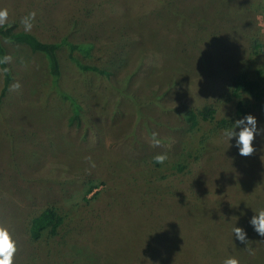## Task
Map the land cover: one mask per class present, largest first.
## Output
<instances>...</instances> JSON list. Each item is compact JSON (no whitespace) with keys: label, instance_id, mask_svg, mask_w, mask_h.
Segmentation results:
<instances>
[{"label":"rangeland","instance_id":"obj_1","mask_svg":"<svg viewBox=\"0 0 264 264\" xmlns=\"http://www.w3.org/2000/svg\"><path fill=\"white\" fill-rule=\"evenodd\" d=\"M0 8L21 29L34 11L30 31L43 40L94 41L112 71H82L61 49V85L84 104L70 123L72 105L52 87L45 56L2 39L14 79L0 105V224L16 241L13 264H223L229 255L264 264V241L248 223L264 208V137L249 157L222 134L203 150L184 144L188 109L227 112V79L264 67V0H0ZM178 161L189 170L174 174ZM51 204L64 216L60 233L32 243L29 219ZM236 223L254 234L253 255L233 239Z\"/></svg>","mask_w":264,"mask_h":264},{"label":"trees","instance_id":"obj_2","mask_svg":"<svg viewBox=\"0 0 264 264\" xmlns=\"http://www.w3.org/2000/svg\"><path fill=\"white\" fill-rule=\"evenodd\" d=\"M73 22L76 25L79 24L78 21ZM2 39L25 45L32 52L45 56L52 87L63 98L69 100L72 105L70 123L81 120L84 104L61 85L63 77L61 49L63 47L66 48L71 62L82 71L94 72L107 77L112 74L111 70L102 66L103 53L101 50L97 51L94 41H75L68 35L63 36L59 41H47L32 31H25V29L19 28L16 21L8 20L5 25L0 26V72L3 78L0 105L8 96L14 79L13 70L8 59L4 60V57H8V54ZM260 47H262V44L255 40L251 47L253 54L260 52ZM85 58L89 62H86ZM227 81L229 83L225 91L226 99L228 102L231 101L233 103L230 110L221 112L219 107H217L218 105H213L203 108H191L186 111L185 120L189 124L187 140L184 142L186 146L196 150H203V145L205 147L207 143L214 141L217 135L220 136L222 134V130L230 125V120L249 113L256 117H264V67H259L253 76L247 72H240L231 75ZM0 108L2 107L0 106ZM187 166V163L178 161L171 168L174 174H180L189 170ZM64 221V216L56 205L51 204L40 208L29 219L30 241L37 243L43 239L57 236ZM247 234L249 239L254 235L253 233L249 234V232Z\"/></svg>","mask_w":264,"mask_h":264},{"label":"clouds","instance_id":"obj_3","mask_svg":"<svg viewBox=\"0 0 264 264\" xmlns=\"http://www.w3.org/2000/svg\"><path fill=\"white\" fill-rule=\"evenodd\" d=\"M9 12L6 8H0V26H3L8 21ZM36 13L29 12L21 20L25 31H30L33 26ZM8 57H4L7 60ZM157 134L153 133V142L156 145L160 144V140L156 138ZM222 137L229 144V147L235 148L237 155L241 157H249L256 152L254 141L258 137H264V124L258 122L256 116L251 113L240 116L239 118L230 120V125L222 130ZM166 155L158 154L154 157L157 163H163L166 160ZM252 230L264 241V208L257 210L248 220ZM231 233L233 239L238 241L245 247L249 255L254 254V249L249 247L247 231L238 226L237 223L232 226ZM17 251L16 241L13 238L10 228L0 224V264H13V257ZM223 264H240V260L232 255L227 256L223 260Z\"/></svg>","mask_w":264,"mask_h":264}]
</instances>
